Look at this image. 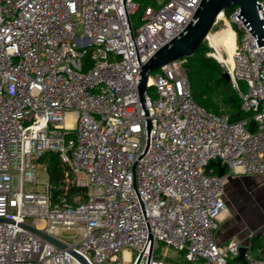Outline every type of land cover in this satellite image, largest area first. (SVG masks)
<instances>
[{
    "label": "built area",
    "instance_id": "2783aa9c",
    "mask_svg": "<svg viewBox=\"0 0 264 264\" xmlns=\"http://www.w3.org/2000/svg\"><path fill=\"white\" fill-rule=\"evenodd\" d=\"M199 1L0 0V264H264L254 232L224 243L214 234L228 210L225 177L264 175V43L239 6L216 22L235 35L224 72L244 117L197 103L182 58L149 72L147 113L138 96L141 64ZM49 153L84 191L52 198L48 179L38 182ZM161 244L181 260L165 259Z\"/></svg>",
    "mask_w": 264,
    "mask_h": 264
},
{
    "label": "water",
    "instance_id": "95a60500",
    "mask_svg": "<svg viewBox=\"0 0 264 264\" xmlns=\"http://www.w3.org/2000/svg\"><path fill=\"white\" fill-rule=\"evenodd\" d=\"M236 5L240 8L236 16L242 20L247 29L253 35L257 45L264 43V27L262 28V21L257 12V8H260V3H258L257 0H200L191 20L184 26V28L176 36L158 48L140 66L137 91L145 113H147V110L144 103V94L147 90L149 72L159 69L173 61L193 55L205 40L213 25H215L219 15L226 8ZM222 76L226 80L229 78L226 72H223ZM149 131L150 121L147 118L146 132L148 140ZM211 164L217 167V172L220 177L225 175V166L221 165L219 160L212 161ZM3 220L4 219H0V221ZM24 227L33 233L42 236L48 241L55 243L59 247H64V245L58 240L45 235L30 226L25 225ZM244 251L245 247H241L239 259L242 261H245Z\"/></svg>",
    "mask_w": 264,
    "mask_h": 264
},
{
    "label": "rangeland",
    "instance_id": "374dc122",
    "mask_svg": "<svg viewBox=\"0 0 264 264\" xmlns=\"http://www.w3.org/2000/svg\"><path fill=\"white\" fill-rule=\"evenodd\" d=\"M140 13H137L136 15H133L132 18L135 20V22H138V16ZM226 20H218L215 25L211 28L208 36L209 38H205V40L200 45L199 51H202L206 56L211 58L213 62H215L220 69L225 71L226 64H228L230 55L228 51L223 47L221 44H217L214 40V35L218 32L219 29L225 26ZM239 35V34H238ZM190 57V56H189ZM179 61V60H178ZM179 63L184 67L186 73L190 70V63L188 57L182 58ZM157 72H159V69H156L151 72L152 75H155ZM240 87L242 90H246V84L241 81ZM220 88L216 90L213 94L212 104L210 106H204L200 102L199 104L204 106L208 110H215V103L218 102V104H222V95L220 94ZM148 92L152 94L153 89H149ZM217 92V93H216ZM213 93V92H212ZM197 102V100L195 99ZM48 179L47 172H46V165L45 164H39L38 165V182H44ZM264 181L261 179L260 182ZM256 182L254 185H252V192L244 191L243 187L244 183L242 180H236L234 183L233 181H230L227 183V202H228V211L226 214V219L228 218L231 220L236 221V224L240 226V228H255L261 230L263 228L264 230V207L259 206V208L255 207V203L257 201L264 202V186L258 187L259 184ZM243 229H239L238 233H241ZM254 232V231H252ZM263 232L256 235L260 236V238L263 239ZM79 235H76L73 230H63L61 232V237L68 243H73L78 239ZM161 248L159 249V252L165 259L168 260H181V255L174 251L173 249L169 247H165L163 244H161ZM259 242H256L253 244V249L256 252L258 250ZM123 264H129L123 262ZM188 264H207L203 261H200L198 263H188Z\"/></svg>",
    "mask_w": 264,
    "mask_h": 264
},
{
    "label": "trees",
    "instance_id": "16d2710c",
    "mask_svg": "<svg viewBox=\"0 0 264 264\" xmlns=\"http://www.w3.org/2000/svg\"><path fill=\"white\" fill-rule=\"evenodd\" d=\"M232 8L233 6L226 8L224 10L225 14L228 15ZM199 48L193 55L188 57L191 63L188 65L190 70L187 75L194 100L196 99L197 103L200 102L204 106H210L214 92L220 88L222 104L219 105L216 102L215 109L230 112L234 119L244 117L245 114L240 110V100L231 88L229 81L222 76L224 71L211 58L199 51ZM254 126L255 123L251 120L249 129H253ZM41 161L46 163L48 182L54 200L62 195L68 196L79 189L84 191L83 188H77L67 182L70 175L68 174V168L60 161L56 153L46 154L41 158Z\"/></svg>",
    "mask_w": 264,
    "mask_h": 264
},
{
    "label": "crops",
    "instance_id": "0c3cea01",
    "mask_svg": "<svg viewBox=\"0 0 264 264\" xmlns=\"http://www.w3.org/2000/svg\"><path fill=\"white\" fill-rule=\"evenodd\" d=\"M261 179L264 180V175H240V176H235V177H225L224 189H225L226 201H227V183H229L230 181H233V183H234L236 180H242V182L244 183V186L246 185V187H243L244 188L243 190L246 192H248V191L252 192L253 190L251 187L256 182H258L257 184H259L258 187L264 186V181L260 182ZM227 205H228V202H227ZM259 206L264 207V202L257 201L255 203V207L259 208ZM239 229H243V227L240 228V226H238V224H236V221H234V220H231V219L228 220V218L226 219V214H224L222 216V218L218 221V226L214 232L215 238L218 242L224 243L232 236H244L248 232L254 231V235L251 239L252 253L256 256L264 257V235H263V239L260 238V236L256 237V235L259 234L260 232L261 233L263 232V234H264L263 228L261 230H259L260 228L255 229V228H247L246 227L242 230L241 233H238ZM256 242H259V246H258L259 248L255 252L253 249V244H255Z\"/></svg>",
    "mask_w": 264,
    "mask_h": 264
},
{
    "label": "bare ground",
    "instance_id": "6f19581e",
    "mask_svg": "<svg viewBox=\"0 0 264 264\" xmlns=\"http://www.w3.org/2000/svg\"><path fill=\"white\" fill-rule=\"evenodd\" d=\"M213 37H214L213 41H216L217 44H221L223 47H225L229 55H231L235 45V35L233 30L228 26L222 27Z\"/></svg>",
    "mask_w": 264,
    "mask_h": 264
}]
</instances>
